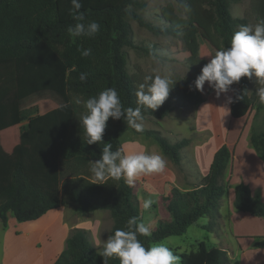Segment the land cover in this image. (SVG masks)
<instances>
[{
    "label": "trees",
    "instance_id": "1",
    "mask_svg": "<svg viewBox=\"0 0 264 264\" xmlns=\"http://www.w3.org/2000/svg\"><path fill=\"white\" fill-rule=\"evenodd\" d=\"M233 1L237 0H175L184 18L167 6L160 10L167 26L156 27L134 10L145 7L136 0H80L82 7L79 11L85 20L100 25L99 32L89 38L72 37L67 31L75 23L73 17L76 13L72 10L71 0H0V132L26 122L13 151L8 155L0 152V222L6 225L10 212L18 222L35 221L64 205H75L81 214L108 211L113 220L110 235L117 228H126L131 217L142 221L135 185L128 186L123 179L109 178L101 185L92 180L89 161L100 158L104 144H86L78 121L81 112L75 110L69 96L84 101L106 88H115L124 107L135 109L139 106L135 95L137 88L149 75L142 78L127 72L124 48L134 47L130 21L156 36H177L192 25L199 42L207 44L214 54L219 47L229 46L239 25H248L246 17H232L230 5ZM249 1L255 23L264 19V0ZM41 43L62 65L44 61L16 70V60ZM88 48L92 49L89 57H83L78 51ZM202 68H194L186 77L172 74L169 79L175 83L169 97L154 112L142 109L145 118L160 120L167 117L173 111L174 99L182 105H196L190 85ZM80 73H87L86 81H80ZM248 81L249 78L242 77L232 96L235 100L237 94H243V100L229 105L230 116L234 119L244 118L259 100L255 91L248 95ZM36 82L37 85L58 84L64 103L43 114L28 117L20 110L18 99L29 84ZM128 130L135 132L123 118H109L103 142L112 143L113 151L121 149V139ZM135 133L152 138L162 154L175 165L180 164L179 150L189 144L188 139L170 144L158 131ZM250 144L264 161V127L260 130L252 128ZM231 158V151L221 146L196 188L181 191L171 187L169 193L160 198L169 219L159 220L149 237H139L145 247L171 236H181L200 218L216 213L227 190L220 179ZM233 207L264 219V202L255 199L247 185L234 187ZM206 229H210L209 226ZM254 240L255 248L264 249V237ZM98 253L88 241L86 232L75 229L53 264H103ZM179 256L181 264H229L223 250L208 248L204 241L197 243L195 251L183 252ZM108 264L120 262L113 257Z\"/></svg>",
    "mask_w": 264,
    "mask_h": 264
},
{
    "label": "rangeland",
    "instance_id": "2",
    "mask_svg": "<svg viewBox=\"0 0 264 264\" xmlns=\"http://www.w3.org/2000/svg\"><path fill=\"white\" fill-rule=\"evenodd\" d=\"M136 1L143 3L145 7H136L134 10L153 26H167L160 16V10L167 6H171L177 16L184 18L175 0ZM230 12L233 18L246 17L248 25L256 24L250 14L249 0L231 2ZM186 22L187 20H185ZM130 25L134 47L124 48L127 56L126 68L130 75L138 74L143 78L145 75L161 74L170 78L175 73L186 77L191 74L194 68L204 67L210 61V56L214 55L207 44L199 42L192 25L187 26L177 36L153 35L147 29L141 28L135 21H130ZM153 54L155 59H153ZM44 61H55L62 65L59 59L41 43L27 55L17 59L15 67L16 70L20 71ZM188 66L189 71L187 72ZM37 82L32 85L29 84L27 91L18 99L20 110L27 113L28 117L43 114L64 103L59 93L60 87L58 84L38 83L37 85ZM234 86H238V83H234L230 86V89ZM256 87L255 77L249 79L248 95H251ZM191 89L197 102L196 105H182L174 99L172 101L173 111L167 117L160 120L146 117L143 129L158 131L170 144L188 139V146L179 150L180 162L183 164L173 165L162 154L152 138L128 130L121 139V150L124 153L148 151L162 154L167 161L166 170L162 174L142 176L134 183L137 198L141 204L142 221L150 227L151 232L155 229L159 220L169 219L168 213L159 202L163 195L156 199L154 189L158 188L159 191L163 192L166 188L168 191L162 194L169 193L171 171L175 172L179 179L182 177L186 179L189 175L191 177L190 181L191 179L194 181L191 184H200L201 180L198 181L195 177L197 173L192 163L193 155L196 156L197 154L200 166L205 171L207 170L205 168H208L210 158H213V156L211 157V151L228 144V146H231V153L233 151L234 156L238 159L236 172L240 175V164L242 161L245 162L243 158L245 157V146L247 144L250 147L251 130L252 128L260 130L264 127V104H261L259 100L244 118L234 119L230 116L229 104H226V98L229 97L231 90L217 97L216 92L208 86L207 82L204 85L203 92L196 90L194 86ZM77 99L83 102L80 97L69 96V101L75 107V110L82 113L84 111L83 103L77 105ZM25 124L24 121L16 127L0 132V152L8 155L13 151L18 145L19 133ZM177 184L180 185L181 183ZM149 198L155 202L149 210H145L143 202ZM234 211L241 216L246 215L245 217L248 219H252V217L260 219V217L254 215L242 214L235 209ZM63 212L65 220L62 219V215L58 214V210H52L31 222H18L11 212L8 213L6 225L0 222V264H53L66 246L67 233L63 225L71 226L74 228L73 230H84L88 241L99 252L103 246L102 241H106L110 236L113 225L110 213L108 211H95L90 214H81L76 211L75 205L64 207L60 213ZM205 219L206 217L200 218L196 224L187 229L185 234L171 236L162 241L177 255L183 252L195 251L199 241L207 242L205 238L209 235L208 229L200 226L201 224L209 225ZM261 219L263 220V218ZM237 220V218H234V221H230L231 230L234 227L239 232L264 233V229L253 222L251 229H243L246 226H243ZM226 229L228 235H231L228 222L226 223ZM243 241L247 243L250 239ZM229 264H264V251H259L253 256L247 255V258L242 260H240V257L238 259L232 258Z\"/></svg>",
    "mask_w": 264,
    "mask_h": 264
},
{
    "label": "clouds",
    "instance_id": "3",
    "mask_svg": "<svg viewBox=\"0 0 264 264\" xmlns=\"http://www.w3.org/2000/svg\"><path fill=\"white\" fill-rule=\"evenodd\" d=\"M71 5L76 14L73 17L75 23L67 29L69 35L94 37L100 30L99 23L85 20L84 14L79 11L82 7L80 0H71ZM78 51H81L83 57L92 54L91 48ZM210 57L190 89L194 86L196 90L203 92L207 82L219 97L222 93H228L230 86L238 83L242 77L250 80L255 77V95L264 104V19L255 25H239L231 36L229 46L219 47ZM79 79L81 82L86 81L87 73H80ZM174 83L161 74L146 76L145 82L138 86L135 93L139 105L135 109L124 107L115 88H106L83 102L76 100L77 105L83 103L84 107L78 121L83 128L86 144H104L100 158L94 162L89 161V171L92 179L97 182L96 185L111 178L117 181L123 179L128 186H132L142 176L162 174L166 170L167 161L162 154L148 151L124 153L121 149L113 151L112 143H104L102 138L109 118H123L129 128L142 132L145 126L142 109H151L152 112L157 110L169 97ZM239 100H243V94H237L235 100L227 97L226 104ZM154 202L151 198L145 199L143 208L149 210ZM150 235L148 225L138 221L137 217H131L126 228H117L106 241H102L103 246L98 256L103 258V264H108L113 257L118 258L120 264H181V257L163 241L145 247L139 237Z\"/></svg>",
    "mask_w": 264,
    "mask_h": 264
},
{
    "label": "crops",
    "instance_id": "4",
    "mask_svg": "<svg viewBox=\"0 0 264 264\" xmlns=\"http://www.w3.org/2000/svg\"><path fill=\"white\" fill-rule=\"evenodd\" d=\"M238 89V86H234L231 89L230 97L233 96L234 92ZM250 141V140H249ZM188 146V145H187ZM229 150L231 146L225 145ZM221 146L215 148L211 151V157L214 155V153L220 148ZM232 151V157L231 161L229 162L226 170L224 171L223 176L220 179V183L226 186V193L222 197L219 207L215 214H213L211 217H206L205 220L208 221L209 225L201 224L200 226L202 228H206L209 226L210 229H208V236L205 238L207 239L206 245L208 248H218L223 250L226 253V256L228 260H232V258L238 259L240 257V260L243 258L246 259L247 255L253 256L256 255L259 251H264V249H257L254 247V238L264 237V233L257 234L256 232H239L238 230H235L233 227L231 230L230 221L234 218H237V222L245 225L246 227H243V229H251L252 222L254 224H257L258 227L264 229V219H248L245 217L246 215H239V213H236L234 211L233 207V201H234V187L239 184L247 185L250 190L251 194L255 199L261 200L264 202V161L258 157L254 149L252 148L251 144L250 147L246 144L244 149V155L243 157L245 159L244 161H240V175L236 172L237 167V160L236 157L233 154ZM212 162V158H210L208 162V168H205L207 170L204 171V169L200 166L199 159L196 156L193 155V167L196 169L195 177H197L198 181H200L208 172V169L210 167V164ZM180 164H183L180 162ZM175 165V164H173ZM203 169V171H202ZM171 171V170H170ZM204 172V174H203ZM170 188L176 187L181 191H188L192 190L193 188H196L199 184H191L194 181H190L189 175L187 178L183 179L180 178L175 174V172H170ZM166 179V178H165ZM194 180H196L194 178ZM190 181V182H189ZM187 182V183H185ZM177 183H181L178 185ZM170 188H168L170 190ZM156 193V199H158L159 196H165L167 194L165 193L166 190L159 191L158 188L154 189ZM226 198V199H225ZM68 205L61 206L60 208L56 209L58 210V214L62 215V219L65 220L64 212L60 213L61 210H63L64 207ZM240 212V211H239ZM93 213V212H91ZM242 214H248L243 213ZM87 214V213H85ZM90 214V213H88ZM251 215V214H249ZM61 217V216H60ZM198 222V221H197ZM196 222V223H197ZM229 223L230 227V234L228 235L227 229H226V223ZM195 223V224H196ZM63 228H65L67 236L66 239L71 234V231L74 229L71 226L67 227L63 225ZM256 235H262V236H256ZM250 239L247 243H244L243 240ZM200 242V241H199Z\"/></svg>",
    "mask_w": 264,
    "mask_h": 264
}]
</instances>
